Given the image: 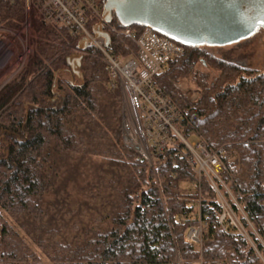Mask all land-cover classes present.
I'll return each mask as SVG.
<instances>
[{"label": "trees", "instance_id": "16d2710c", "mask_svg": "<svg viewBox=\"0 0 264 264\" xmlns=\"http://www.w3.org/2000/svg\"><path fill=\"white\" fill-rule=\"evenodd\" d=\"M27 17L24 0H0L2 25L23 30ZM111 25L123 28L116 18L105 25L107 49L136 53ZM29 33L23 71L0 90V264H264V70L183 45L156 78L182 111L179 132L227 150L222 179L257 230L252 244L223 229L217 193L186 157L168 147L152 168L125 145L121 90L98 57L74 62L81 38L36 11ZM203 224L197 247L186 234Z\"/></svg>", "mask_w": 264, "mask_h": 264}, {"label": "built area", "instance_id": "2783aa9c", "mask_svg": "<svg viewBox=\"0 0 264 264\" xmlns=\"http://www.w3.org/2000/svg\"><path fill=\"white\" fill-rule=\"evenodd\" d=\"M9 1L15 3L19 0ZM24 2L26 11H36L44 23L65 27L74 37L89 38V47L84 51L76 48L75 52L83 56L100 58L108 69L111 87L121 90L122 133L125 145L137 151L152 168L161 152L168 147L174 148L177 156L188 159L199 177L204 174L209 178L222 203L223 213L220 223L223 229L251 239L240 215L234 210L225 194L226 192L230 195L241 211L231 189L222 179L227 150L221 147L210 151L204 140L199 139L191 143L185 138L176 127L182 111L157 82V76L166 71L171 60L185 55V47L149 27L140 30L133 26L118 28L111 25L112 31L129 36L136 42V53L124 58L108 50L106 40L103 37H96L88 29L91 18L102 16L100 0H24ZM3 27L0 23V31ZM177 85L182 88L181 84ZM192 92L193 96L189 91L186 93L190 99L195 100L198 93ZM194 187L198 189L200 184L196 183ZM241 214L247 219L245 213ZM206 230L204 224L198 228L192 227L187 231L186 240L200 247ZM169 264H184V262L178 257ZM196 264L234 263L229 260L206 263L201 258Z\"/></svg>", "mask_w": 264, "mask_h": 264}, {"label": "water", "instance_id": "95a60500", "mask_svg": "<svg viewBox=\"0 0 264 264\" xmlns=\"http://www.w3.org/2000/svg\"><path fill=\"white\" fill-rule=\"evenodd\" d=\"M114 18L125 27L140 25L185 46L224 47L246 40L264 29V0H104L102 16L93 27L106 45L111 35L105 25ZM89 38L77 48L86 50ZM82 54L74 57L80 64ZM74 72L83 78L82 73Z\"/></svg>", "mask_w": 264, "mask_h": 264}, {"label": "rangeland", "instance_id": "374dc122", "mask_svg": "<svg viewBox=\"0 0 264 264\" xmlns=\"http://www.w3.org/2000/svg\"><path fill=\"white\" fill-rule=\"evenodd\" d=\"M26 13L28 17L24 23L23 30L10 29L3 25V30L0 31V90L8 82L20 75L31 54V48L29 46V31L31 28L32 11H26ZM100 20L96 22L95 25L98 24ZM211 49L214 54L223 59L247 65L255 71L264 70V30L259 31L254 36L239 43L224 47H212ZM181 89L185 93L187 91L191 92L192 96L194 94L192 92L194 90L190 87L182 85ZM188 140L192 143L197 142L199 138L191 136ZM239 206L241 211H243L242 206L240 204ZM241 213L245 212L243 211ZM248 222V226L246 227L247 230L257 233L255 226L250 221ZM248 240L253 244L251 239Z\"/></svg>", "mask_w": 264, "mask_h": 264}, {"label": "flooded vegetation", "instance_id": "af4514ba", "mask_svg": "<svg viewBox=\"0 0 264 264\" xmlns=\"http://www.w3.org/2000/svg\"><path fill=\"white\" fill-rule=\"evenodd\" d=\"M261 30H264V29H261ZM261 30H259V31H261Z\"/></svg>", "mask_w": 264, "mask_h": 264}]
</instances>
